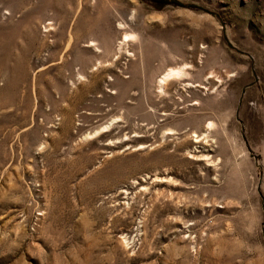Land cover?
<instances>
[{
  "label": "rangeland",
  "instance_id": "1",
  "mask_svg": "<svg viewBox=\"0 0 264 264\" xmlns=\"http://www.w3.org/2000/svg\"><path fill=\"white\" fill-rule=\"evenodd\" d=\"M0 264H264V0H0Z\"/></svg>",
  "mask_w": 264,
  "mask_h": 264
},
{
  "label": "bare ground",
  "instance_id": "2",
  "mask_svg": "<svg viewBox=\"0 0 264 264\" xmlns=\"http://www.w3.org/2000/svg\"><path fill=\"white\" fill-rule=\"evenodd\" d=\"M186 67V66H185ZM186 73L185 68L179 67L175 68L172 67L170 69H167L165 74L162 75L161 79L159 80V86L162 90L166 88V85L169 83V81L175 77H182ZM191 85V84H190ZM211 125V124H210ZM125 243H129V240L126 236L123 237Z\"/></svg>",
  "mask_w": 264,
  "mask_h": 264
}]
</instances>
